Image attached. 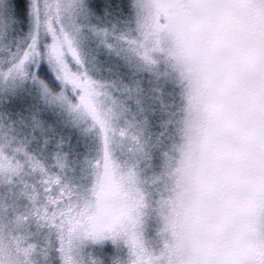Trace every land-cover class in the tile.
<instances>
[{"label": "snow or ice", "instance_id": "6c2138e0", "mask_svg": "<svg viewBox=\"0 0 264 264\" xmlns=\"http://www.w3.org/2000/svg\"><path fill=\"white\" fill-rule=\"evenodd\" d=\"M0 264H264V0H0Z\"/></svg>", "mask_w": 264, "mask_h": 264}]
</instances>
